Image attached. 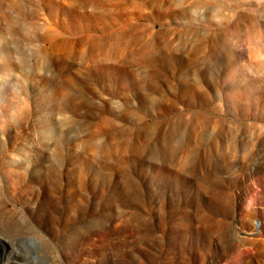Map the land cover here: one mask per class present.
<instances>
[{
  "label": "rangeland",
  "instance_id": "1",
  "mask_svg": "<svg viewBox=\"0 0 264 264\" xmlns=\"http://www.w3.org/2000/svg\"><path fill=\"white\" fill-rule=\"evenodd\" d=\"M0 264H264V0H0Z\"/></svg>",
  "mask_w": 264,
  "mask_h": 264
}]
</instances>
